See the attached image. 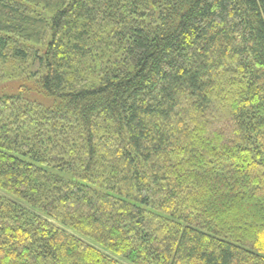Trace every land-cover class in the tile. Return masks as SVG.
<instances>
[{"label": "trees", "instance_id": "obj_1", "mask_svg": "<svg viewBox=\"0 0 264 264\" xmlns=\"http://www.w3.org/2000/svg\"><path fill=\"white\" fill-rule=\"evenodd\" d=\"M14 75L0 264H264V0H0Z\"/></svg>", "mask_w": 264, "mask_h": 264}, {"label": "rangeland", "instance_id": "obj_2", "mask_svg": "<svg viewBox=\"0 0 264 264\" xmlns=\"http://www.w3.org/2000/svg\"><path fill=\"white\" fill-rule=\"evenodd\" d=\"M5 70L7 68H4ZM9 71V70H8ZM20 75L12 76L11 78L6 77V78H1L0 77V89H2L5 92H17L19 89L18 87L23 86L24 87H30V83L24 79L19 78ZM25 90V89H24ZM28 100L37 102L42 104L43 106H49L50 104L53 103V100L51 98L45 97L43 94H38L36 92H33L32 90H29V92L24 91L23 93Z\"/></svg>", "mask_w": 264, "mask_h": 264}]
</instances>
